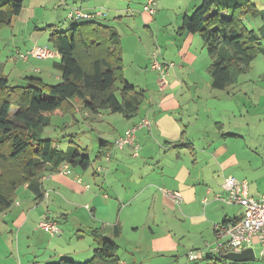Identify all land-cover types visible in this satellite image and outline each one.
Segmentation results:
<instances>
[{
  "label": "crops",
  "instance_id": "0c3cea01",
  "mask_svg": "<svg viewBox=\"0 0 264 264\" xmlns=\"http://www.w3.org/2000/svg\"><path fill=\"white\" fill-rule=\"evenodd\" d=\"M22 1L23 7L26 4L30 10L27 18L22 20L28 26L33 21V13L35 15V11L48 7L51 2ZM54 1L55 7L65 9L67 15L71 7L68 1L65 0L64 4L67 9L62 0ZM120 3L119 0L113 3L110 18V13H107V17L104 15L91 21L117 31L124 70L125 53L138 69L145 87L139 89L145 92L139 113L129 120L123 117L126 121L119 127L120 132L111 140L100 142L95 162H91L93 167L89 168L91 170L79 168L80 171H76L78 168L69 167L67 174L41 173L40 183L44 192L41 200H36L26 185L18 191L13 205L0 213V264H47L61 258L86 259L95 249L89 232L101 229L106 237L113 238L116 227L120 235L114 240L119 250L124 248L130 255L127 260L118 255L120 264H135L134 249L142 248V244L133 237L125 238V223L130 221L131 232L137 233L139 224L136 218L141 211L143 225L147 226L148 234L162 250L158 258L165 260L163 264L178 263L180 254L189 264H197L198 261L219 263L215 257L219 254L211 250L215 243L213 225L233 220L241 214L240 207L234 206L238 210L233 215L224 209L227 206L215 199L224 194V179L227 176L241 177L235 170L244 161L250 168L253 163L261 169L260 177L253 178L247 172L243 181H251L247 182L250 196L264 193V80L259 79L264 73H258L255 81L243 76L235 86L226 90L214 89V92L210 79L201 80L197 74L202 70L208 74L211 59L207 52L204 55L203 43L202 48L195 52L192 45L200 44V41L194 34L185 37L182 50L167 45H162L163 50H160L158 44L151 48L144 39L135 38L141 33L140 24L143 28L148 24L158 25L160 9L155 18L141 12L138 18L141 23L129 19L118 22L124 14H129V10H124L128 6ZM73 4L76 6L72 7H78L87 14L96 12L92 6L83 8V3ZM23 13L22 8L17 16L20 20ZM13 22L9 27H13ZM51 27V30H44L35 26L33 32H36L29 34L32 44L26 51L32 47H44L46 42H42L44 35L40 33L49 37L57 32L55 25ZM68 27L71 24L68 23ZM160 40L158 34L157 42ZM44 48L51 52L50 57L20 60L16 63L20 69L16 72L28 68L29 61H36L40 62L39 69L30 67L26 74L33 73L43 81L57 82L60 74L55 63L60 56L50 44ZM157 49L160 50L156 55L158 63L174 65L168 70L165 76L168 80L165 79L164 85L149 69ZM197 58L201 59L198 69L193 66ZM255 112L259 114L254 115ZM143 118H148L150 127L135 134V144L139 147L136 156L131 147L115 148L114 141ZM252 153L256 155L254 162ZM90 180L96 183L92 191L88 184ZM165 191L178 193L181 203L176 205ZM50 202L53 203L52 211L49 210ZM80 203H83V211L68 210ZM79 213L82 217L76 216ZM55 216L62 219L63 226L59 228V236L49 237L37 226L43 217L58 225ZM156 216H163L164 220ZM161 225H165L164 228H160ZM189 254L194 256L193 260H189ZM220 263L223 264L222 261Z\"/></svg>",
  "mask_w": 264,
  "mask_h": 264
},
{
  "label": "trees",
  "instance_id": "16d2710c",
  "mask_svg": "<svg viewBox=\"0 0 264 264\" xmlns=\"http://www.w3.org/2000/svg\"><path fill=\"white\" fill-rule=\"evenodd\" d=\"M22 8V0H0V29L9 27ZM246 14L264 20V11H257L251 0H201L189 16L182 18L177 33L199 35L211 59L207 72L215 90L235 86L253 60L264 55V27L258 28L260 36L244 28L240 20ZM69 24L65 32H53L48 37L60 56L55 63L60 82L49 85L38 77H28L13 85L0 75V213L13 205L25 185L36 200H41V173L58 172L64 165L83 171L90 168V158L82 156L72 141L65 151H58L51 139L41 137L52 117L73 116L79 110L76 100H80L92 115L106 111L129 120L139 113L145 99L143 90L125 80L120 37L114 28L91 20ZM89 233L95 245L90 260L77 263L61 258L47 264H120L119 246L114 240L120 235L119 228L113 229V238L106 237L101 229ZM223 255L215 256L216 261L224 262Z\"/></svg>",
  "mask_w": 264,
  "mask_h": 264
},
{
  "label": "rangeland",
  "instance_id": "374dc122",
  "mask_svg": "<svg viewBox=\"0 0 264 264\" xmlns=\"http://www.w3.org/2000/svg\"><path fill=\"white\" fill-rule=\"evenodd\" d=\"M69 6H76L73 4L75 2L78 5H81L83 3L84 6H92L95 8V11H101L103 14L107 17V13H110L109 18L111 17V12L113 11V3H115L117 0H67ZM121 1V6L127 5L128 7L125 8V11H128L129 14H124L123 17H121L120 21L124 20H135L136 23H139L140 21L138 18L140 17L139 14L142 12V6L146 2V0H119ZM157 3V12L158 9H160V17H158V25H146L147 28H143V26L140 24L142 29H139L141 33L136 36L135 40L144 39L150 46L153 48V44H158L161 49L162 45L170 46L174 49L182 50L183 46L182 44H185V37L188 35L186 33L183 34H177L176 30L181 26L182 17L184 14H187L188 16L193 12V10L200 4L201 0H155ZM251 2L255 5V8L257 11L262 12L264 11V0H251ZM55 1L51 0L50 4L46 8H40L34 15L33 13V21L29 23V26L25 24L22 20L27 18L26 16L29 15L30 10L28 9L27 5L24 4V13L22 16V19L20 20L18 17H15L13 19V27H3L0 29V75L7 76L11 84H18V82H21V80H24L28 77H38V75L31 73L26 74L29 72V68H35L39 69L40 62L36 61H29L28 62V68H24L25 70L17 71L19 70V66H16V63H20L18 59H16L17 53H25L26 50L31 46L32 43H30V33L33 32V29L35 26L39 28H46V26L55 25V29L57 32H65L68 30V20L66 19V11L65 9L59 7H55ZM63 6L67 9V7L63 4ZM111 10V11H110ZM162 10V12H161ZM132 13V16L130 15ZM157 14V13H156ZM151 16L152 18H155V15ZM141 23V22H140ZM240 23L244 28L247 30H254L259 36L260 32L258 30L259 27H264V20H261L260 18H253V15L246 14L243 19L240 20ZM179 24V25H178ZM173 34L174 36L170 35ZM44 35V38L42 39V42H46L44 47H49L48 43V35L46 33H40ZM158 34L161 36V42H157ZM185 35V36H184ZM46 37V38H45ZM194 37H197L200 41V44L196 43V45L193 48L195 49V52H198L199 49L202 48V41L198 34H194ZM262 46L264 48V39L261 40ZM41 46V45H40ZM141 50L143 49L142 46L140 47ZM155 49V48H154ZM52 50V49H51ZM157 49V52L154 53L153 58L157 61L156 55L159 53ZM205 50V49H204ZM206 50L204 51V53ZM206 55V53L204 54ZM15 59V60H13ZM153 60V59H152ZM153 60V61H154ZM152 61V62H153ZM125 70L124 75L127 82L134 86L135 89H143L145 88L143 85L144 83L141 82L140 77L141 75L138 73V69L130 63L128 60V57L125 53ZM151 62V65H152ZM158 62V61H157ZM33 63V66L32 64ZM194 63V67L196 69L199 68L201 65V59L197 58V60ZM175 64V63H174ZM22 65V64H20ZM151 65L149 64V69L156 73L158 76V80H161V75L158 73V71L153 70ZM151 67V68H150ZM56 69H54L55 71ZM15 72V73H13ZM264 73V55L258 56L256 59L253 60L251 63V68L249 72L245 73L241 76H247L249 78H252V80L255 81L257 79L258 73ZM17 73H20L18 75ZM199 75V78L202 80L205 78L206 80L210 79L208 74H206L203 70L197 72ZM168 77H165V79ZM21 79V80H20ZM260 80H264V74L263 77H259ZM61 78L57 82L53 81H43L49 85H54L60 82ZM211 81V79H210ZM205 89L202 88V91ZM215 92V90L213 89ZM217 91V90H216ZM207 95V94H205ZM76 105L79 110H76L73 116H55L51 118L50 124L45 127L41 133L42 138H48L53 141L54 148L58 151H65L67 149L68 144L72 141L77 148L79 149V152L82 156H87L90 158L91 162H95V154L99 150L100 142L111 140L114 136H116L120 131L119 127L126 121L121 115L118 114H109L106 111H101L99 114L92 115L90 112H87L83 109L82 103L80 100H76ZM262 105V104H261ZM254 112V110H253ZM258 112H255L254 115H258ZM74 119V122L72 121ZM71 145V144H70ZM245 157V154H244ZM251 157H253V162L256 161V155L252 153ZM244 161V160H243ZM242 161V162H243ZM98 163V161H96ZM91 163V165H92ZM241 163V162H240ZM256 163V162H255ZM248 163L244 161V163H241L239 166L240 168L235 170V173H239L241 175L235 177L238 180H244L245 173H249V176L251 177H260L261 169H258L259 166L252 163L251 168L248 167ZM245 166V167H244ZM257 168H255V167ZM93 167V165H92ZM80 169H76V171ZM91 170V169H89ZM264 174V173H263ZM247 175V174H246ZM248 184L251 182L249 179H247ZM224 182V181H223ZM260 183V182H259ZM89 187L91 188V191L93 188L96 187V183L92 182V180L88 181ZM264 184V181H263ZM23 187L20 188V191ZM83 203L77 204L75 207L70 206L68 210H73L75 208V211H83ZM232 214L236 215L238 208L234 206L226 207L224 208ZM49 210H53V203L50 202L49 204ZM142 211L137 215L138 221H136L137 224H139V230L137 233L131 232V224L130 221L126 222L125 229H126V236L133 237L135 241H139L142 244V248L138 247L135 248V264H163L165 260L163 258H158V255L161 254L162 250L159 248V245L157 243H154L153 237L148 234V229L146 225H143L141 219L142 216H140ZM76 216L82 217V215L76 214ZM140 216V217H139ZM160 220H164L163 216H156ZM54 219L58 223V228L62 229L63 221L60 219V217L55 216ZM82 220V219H81ZM165 225L159 226L160 228H164ZM60 229V230H61ZM90 235V234H89ZM57 237V236H56ZM187 242V240H186ZM253 251H254V259L248 262L243 263H233L231 261L225 260L222 262L223 264H261L259 260V248L256 246V244L253 245ZM141 248V249H140ZM140 249V250H139ZM93 249L91 251V255L86 259H70L74 262L78 263H85L86 261L90 260L93 256ZM118 255L121 258H124V260L129 259L130 255L126 252V250L120 249L118 252ZM179 261L178 263L173 262L172 264H189L187 263V260L185 256L179 255ZM172 260V258H171ZM174 260V258H173ZM169 261V260H168ZM56 262V261H55ZM171 264V263H170ZM197 264H205L203 261H198ZM215 264H221L215 263Z\"/></svg>",
  "mask_w": 264,
  "mask_h": 264
},
{
  "label": "built area",
  "instance_id": "2783aa9c",
  "mask_svg": "<svg viewBox=\"0 0 264 264\" xmlns=\"http://www.w3.org/2000/svg\"><path fill=\"white\" fill-rule=\"evenodd\" d=\"M62 2L65 3V0H62ZM142 13L153 16L156 13V1L146 0L142 6ZM102 16L104 14L101 11H96L94 14H87L82 9L71 6L68 8L66 19L68 22H77L89 21ZM50 55L51 52L44 47H32L25 53H17L16 59L23 61H26L28 57L44 59L50 57ZM173 66V63L161 65L156 60L152 62V69L158 71L161 75V85L165 84V76ZM149 127L150 121L148 118L141 119L135 126L127 129L122 136L114 141V147L118 149L131 147L136 156V151L139 147L135 144V134L138 130ZM58 172L67 174L69 167L67 165L61 166ZM222 188L224 194L216 196L215 199L226 206L235 205L240 207L241 214L235 221L213 225L215 243L214 248L211 250L218 254L220 252L225 254L239 253L247 248H252L253 250V245L256 244L259 248V260L261 264H264V193L257 197L250 196L247 182L238 180L232 176H227L224 179ZM164 193L176 205L181 203V197L178 193L166 191ZM37 227L49 237H56L60 234L58 225L48 217H43ZM193 257L191 254L188 255L189 260H193Z\"/></svg>",
  "mask_w": 264,
  "mask_h": 264
},
{
  "label": "water",
  "instance_id": "95a60500",
  "mask_svg": "<svg viewBox=\"0 0 264 264\" xmlns=\"http://www.w3.org/2000/svg\"><path fill=\"white\" fill-rule=\"evenodd\" d=\"M222 260H228L233 263H243L254 259L252 248H247L239 253H227L221 257Z\"/></svg>",
  "mask_w": 264,
  "mask_h": 264
}]
</instances>
